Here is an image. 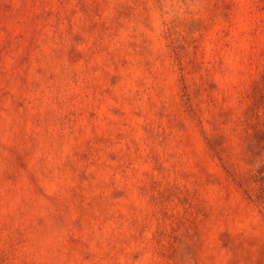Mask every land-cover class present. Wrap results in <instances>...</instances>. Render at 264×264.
Listing matches in <instances>:
<instances>
[{"label":"rangeland","instance_id":"1","mask_svg":"<svg viewBox=\"0 0 264 264\" xmlns=\"http://www.w3.org/2000/svg\"><path fill=\"white\" fill-rule=\"evenodd\" d=\"M0 264H264V0H0Z\"/></svg>","mask_w":264,"mask_h":264}]
</instances>
